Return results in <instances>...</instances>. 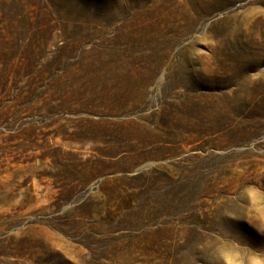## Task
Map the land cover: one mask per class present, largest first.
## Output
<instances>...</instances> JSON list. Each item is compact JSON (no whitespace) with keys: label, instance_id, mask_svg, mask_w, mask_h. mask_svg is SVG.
<instances>
[{"label":"rangeland","instance_id":"374dc122","mask_svg":"<svg viewBox=\"0 0 264 264\" xmlns=\"http://www.w3.org/2000/svg\"><path fill=\"white\" fill-rule=\"evenodd\" d=\"M0 264H264V0H0Z\"/></svg>","mask_w":264,"mask_h":264}]
</instances>
